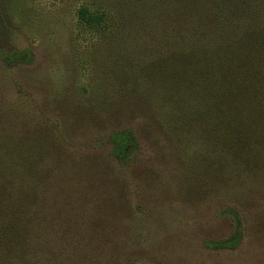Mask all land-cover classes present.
Returning <instances> with one entry per match:
<instances>
[{"label": "rangeland", "instance_id": "obj_1", "mask_svg": "<svg viewBox=\"0 0 264 264\" xmlns=\"http://www.w3.org/2000/svg\"><path fill=\"white\" fill-rule=\"evenodd\" d=\"M171 1L0 0V264H264V116L166 119Z\"/></svg>", "mask_w": 264, "mask_h": 264}, {"label": "trees", "instance_id": "obj_2", "mask_svg": "<svg viewBox=\"0 0 264 264\" xmlns=\"http://www.w3.org/2000/svg\"><path fill=\"white\" fill-rule=\"evenodd\" d=\"M171 5L176 18L164 21L163 27L169 46L167 73H172L176 63L171 78L177 83H166L176 93L175 98L168 97L173 99L165 108L166 119L172 106L177 112L196 111L197 122L201 116L205 118V132L217 127L227 131L223 145L235 143L238 135L234 133L239 131L242 139L253 138L252 123L244 132V116L248 115V120L264 116V0H178ZM79 19L89 28L102 21L86 8L80 10ZM110 141L112 154L119 160L135 147L127 131L112 134ZM242 238V232L237 231L214 247L235 249Z\"/></svg>", "mask_w": 264, "mask_h": 264}]
</instances>
